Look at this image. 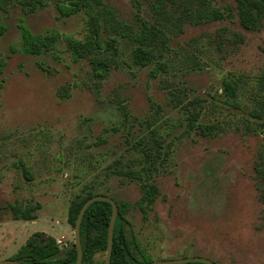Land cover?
Returning <instances> with one entry per match:
<instances>
[{"label": "rangeland", "instance_id": "rangeland-1", "mask_svg": "<svg viewBox=\"0 0 264 264\" xmlns=\"http://www.w3.org/2000/svg\"><path fill=\"white\" fill-rule=\"evenodd\" d=\"M68 2L45 0L27 12L0 0V260L35 231L63 234L70 200L90 189L130 204L127 237L151 261L264 264V115H249L264 100V28L245 31L230 18L188 25L158 58L168 67L156 76V63L133 64L122 41L118 66L98 79L66 49L64 37L82 39L89 19L84 10L62 16L56 4ZM102 2L118 20L134 18L131 0ZM21 24L59 40L39 58L24 55ZM223 78L238 84L241 108L225 99ZM193 109L201 111L196 124L218 127L189 129ZM152 138L167 155L152 172L158 195L142 212L139 182L114 171L139 170L134 145ZM33 205L34 219H13L10 206Z\"/></svg>", "mask_w": 264, "mask_h": 264}, {"label": "trees", "instance_id": "trees-1", "mask_svg": "<svg viewBox=\"0 0 264 264\" xmlns=\"http://www.w3.org/2000/svg\"><path fill=\"white\" fill-rule=\"evenodd\" d=\"M13 1L27 12H33L45 4V0ZM218 1L222 2L221 6L212 4L211 0H131L136 12L134 18L127 23L118 20L110 9H106L102 0H69L68 4L57 3L56 8L62 16L77 14L82 10L87 12L89 19L84 37L82 39L64 37V42L74 62L85 60L93 75L103 79L112 67L118 66L117 57L122 41L130 46L129 54L133 64L145 67L153 62L156 63L151 70V75L156 76L160 71H166L168 67L158 58L163 56V52L170 50L169 43L184 33L188 25L230 18L236 20L245 31L259 32L264 28V0ZM94 6H97V9H93ZM19 27L20 51L27 56L39 58L49 53L59 40L56 32L34 34L24 24ZM5 30V27L0 25V35ZM104 34L106 38H103ZM259 48L264 53V42ZM221 83L222 94L227 102L235 108H241L237 99L238 84L226 78H223ZM188 113L189 129H196L198 133L206 134L218 127L215 123L196 124L201 113L199 109H193ZM249 115L253 118H261L264 115L263 99L256 100L255 107L249 111ZM134 146H137L141 152L144 165L139 170L128 168L114 172L139 182L141 194L134 204L144 212L146 208H150L158 195L157 186L152 181V172L157 170L155 164L157 159L161 156L165 157L167 151L162 150V143L155 138L147 141L139 140ZM94 195H106L117 205L110 264L150 262L151 259L137 246L136 241L129 240L127 237L126 214L130 204L126 201L117 200L105 192H93L88 189L84 194H77L70 200L66 215L67 224L74 228L80 207ZM37 207L38 205L26 208L10 206V210L13 219L32 220L35 218L34 211ZM110 215L111 205L105 201L92 202L86 208L80 224L81 264H105L104 258L98 260L96 256L105 254ZM10 259L23 264H74L76 249L73 241L68 248L60 249L53 237L44 232L35 231L28 236Z\"/></svg>", "mask_w": 264, "mask_h": 264}, {"label": "water", "instance_id": "water-1", "mask_svg": "<svg viewBox=\"0 0 264 264\" xmlns=\"http://www.w3.org/2000/svg\"><path fill=\"white\" fill-rule=\"evenodd\" d=\"M95 201H105L110 203L111 205V215H110V220L108 224V229H107V244H106V250L104 254V263L105 264H110V255L112 251V245H113V227H114V222L117 216V205L113 199L106 195H94L90 198H88L80 207L76 220H75V225L73 228V244L76 249V261L74 264H81L82 262V248H81V241H80V224L82 220V216L86 210V208ZM188 262H200V263H205V264H216L210 259L204 258V257H199V256H193V257H181V258H175V259H163V260H152L147 263L143 264H183V263H188ZM0 264H23L19 261L6 258L0 260Z\"/></svg>", "mask_w": 264, "mask_h": 264}, {"label": "crops", "instance_id": "crops-1", "mask_svg": "<svg viewBox=\"0 0 264 264\" xmlns=\"http://www.w3.org/2000/svg\"><path fill=\"white\" fill-rule=\"evenodd\" d=\"M69 226L66 222V219H65V223L62 225V233L64 234H59L58 231H56L53 227H51L49 230L45 231V230H42L41 232H44L45 234L53 237V238H56V237H59V236H63V237H68V234L70 233L69 232ZM73 235V234H72Z\"/></svg>", "mask_w": 264, "mask_h": 264}, {"label": "built area", "instance_id": "built-area-1", "mask_svg": "<svg viewBox=\"0 0 264 264\" xmlns=\"http://www.w3.org/2000/svg\"><path fill=\"white\" fill-rule=\"evenodd\" d=\"M55 244L60 248V249H66L71 245V240H68L64 238L63 236L56 237L54 238Z\"/></svg>", "mask_w": 264, "mask_h": 264}]
</instances>
